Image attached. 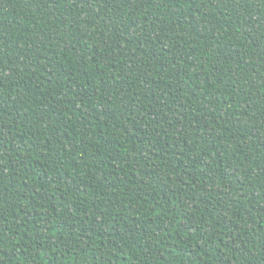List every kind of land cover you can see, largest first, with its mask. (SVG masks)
I'll return each instance as SVG.
<instances>
[{
	"label": "trees",
	"instance_id": "trees-1",
	"mask_svg": "<svg viewBox=\"0 0 264 264\" xmlns=\"http://www.w3.org/2000/svg\"><path fill=\"white\" fill-rule=\"evenodd\" d=\"M0 264H264V0H0Z\"/></svg>",
	"mask_w": 264,
	"mask_h": 264
}]
</instances>
